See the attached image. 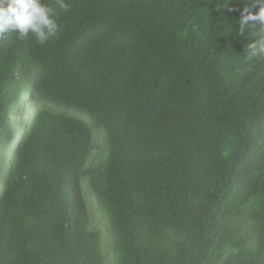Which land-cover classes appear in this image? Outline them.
Listing matches in <instances>:
<instances>
[{"label":"trees","instance_id":"1","mask_svg":"<svg viewBox=\"0 0 264 264\" xmlns=\"http://www.w3.org/2000/svg\"><path fill=\"white\" fill-rule=\"evenodd\" d=\"M67 2L50 41L0 39V264H107L83 179L112 264H264V59H246L244 0L149 17L157 0Z\"/></svg>","mask_w":264,"mask_h":264},{"label":"clouds","instance_id":"2","mask_svg":"<svg viewBox=\"0 0 264 264\" xmlns=\"http://www.w3.org/2000/svg\"><path fill=\"white\" fill-rule=\"evenodd\" d=\"M223 1L225 2L226 0ZM159 3L165 4L164 0H157V2L148 4V17L151 16L152 10ZM226 4V6H221L219 8H227L228 2H226ZM68 8L69 3L67 0H0V39L4 38L10 31H16L18 33L17 36L21 39L27 38L29 34H32L35 37L34 39L40 44H44L56 35L58 29V16L60 12L67 11ZM254 9L258 10L254 11ZM238 23L241 34L244 33L245 29L248 30V33L254 29L258 30L256 33L258 38H254L247 43L246 59L248 61H252L254 58L264 59V0H244V7L240 12ZM167 31L168 28L162 29L161 32L156 31L154 35H151L153 42L162 46L169 44L168 41L164 39L167 35ZM47 45H50V43ZM0 57H3V55ZM2 82L3 78H0V88L2 87ZM16 115L20 120H24L29 115V112L18 109ZM100 133L105 137L103 131H97L94 133V139L96 135ZM17 143V138H13L10 143H6V151L2 152V154L5 155L8 153ZM84 181H87V193L84 192ZM81 184L83 189L82 192L89 209L88 195L94 198H96V196L91 190L89 180L83 179Z\"/></svg>","mask_w":264,"mask_h":264},{"label":"rangeland","instance_id":"3","mask_svg":"<svg viewBox=\"0 0 264 264\" xmlns=\"http://www.w3.org/2000/svg\"><path fill=\"white\" fill-rule=\"evenodd\" d=\"M104 139L105 137L102 133L96 135L94 139V145H95L94 154H97L99 152V148L102 147L104 144ZM83 185L85 186L84 192L87 193L88 192L87 181H84ZM88 203H89V209L92 210V213L90 215V217H92L93 219L91 227L92 229L95 230L98 229L102 234L104 241L102 252L105 254L104 256L106 259V263L112 264L113 258L112 255L109 254V248H108L110 235H109V226L107 219L105 218L104 212L100 209L97 197L94 198L93 196L88 195Z\"/></svg>","mask_w":264,"mask_h":264}]
</instances>
